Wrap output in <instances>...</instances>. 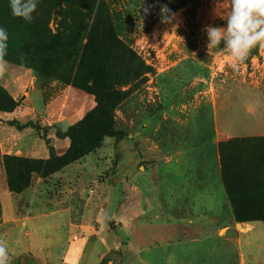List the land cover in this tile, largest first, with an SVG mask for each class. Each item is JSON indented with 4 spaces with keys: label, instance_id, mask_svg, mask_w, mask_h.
Returning <instances> with one entry per match:
<instances>
[{
    "label": "rangeland",
    "instance_id": "374dc122",
    "mask_svg": "<svg viewBox=\"0 0 264 264\" xmlns=\"http://www.w3.org/2000/svg\"><path fill=\"white\" fill-rule=\"evenodd\" d=\"M89 1L99 5L100 16L114 25L124 18L126 6L132 0ZM135 1L131 23L123 26L120 37L151 70L117 88L122 93L114 114L125 136L106 137L100 148L77 160L85 161L81 173L74 181L64 182L62 188L73 189L77 182L84 181L83 187L71 195L75 204L78 197L89 200L96 181L122 186L129 158L124 144L135 145L136 156L142 161L156 156L154 144L158 145L160 154L168 155L182 145H196L205 140L215 145L239 136L252 139L227 147L228 161L239 174L246 173L260 183V191L264 193V45L252 48L243 62L234 60L223 41L220 46L208 47L206 28H226L231 0ZM65 7L63 1L40 0L33 21L26 23L12 16L9 0H0V26L6 28L9 36L4 61L13 67H34L31 70L46 98L69 101L83 92L95 103L93 94L75 86L77 80L56 67L64 60L77 63L76 57L79 59L85 51L88 25L95 20L89 13L82 19L63 12ZM204 130L210 131V135L205 136ZM91 160L98 163L95 172L88 166ZM65 175L70 177L67 172ZM1 199L9 216L6 195ZM47 210H43L45 215H38L39 210L34 213V219L25 229L32 233V243L40 254L46 253L51 241L48 237L53 235L48 230L52 216ZM119 212L116 209L105 217V230L114 234L117 246L110 245L111 256L104 258L102 264H133V249L139 247L135 245L138 227L133 228L119 218ZM13 234L12 226L0 229V240L7 242L9 264H63L45 262L40 255H13L8 245Z\"/></svg>",
    "mask_w": 264,
    "mask_h": 264
},
{
    "label": "crops",
    "instance_id": "0c3cea01",
    "mask_svg": "<svg viewBox=\"0 0 264 264\" xmlns=\"http://www.w3.org/2000/svg\"><path fill=\"white\" fill-rule=\"evenodd\" d=\"M0 88L17 102L13 111L0 112V229L12 226L15 234L8 245L13 255H40L45 262L63 264H101L111 256L110 245L117 246L114 234L105 230V217L119 209V218L138 227L133 264H264V221L236 222L233 218L222 179L219 141L182 145L168 155L160 154L154 144L156 156L142 161L135 145L124 144L129 158L123 185L96 181L90 202L79 197L75 204L71 201L84 181L73 189L62 188L81 173L85 161H75L47 178L35 175L23 192H9L1 156L47 158L48 141L55 153L62 154L69 139L57 137L56 132H64L95 103L83 92L69 101L46 98L31 69L9 64L0 68ZM210 133L203 131L205 136ZM88 166L99 168L95 160ZM41 207L52 216L48 230L53 235L48 237L45 254L39 253L32 233L25 230L34 213L39 210L38 215H45Z\"/></svg>",
    "mask_w": 264,
    "mask_h": 264
},
{
    "label": "trees",
    "instance_id": "16d2710c",
    "mask_svg": "<svg viewBox=\"0 0 264 264\" xmlns=\"http://www.w3.org/2000/svg\"><path fill=\"white\" fill-rule=\"evenodd\" d=\"M59 1L66 4L63 12L67 11L82 19L87 13L94 15L95 20L88 25L89 33L84 45L86 55L84 51L79 59L76 57L77 63L64 60L59 61L56 67L67 71L72 79L77 80L75 86L93 94L96 105L64 132H56L57 137L69 139V146L62 154L55 153L53 146L49 144L50 155L47 158L13 154L1 156L6 187L15 194L28 188L33 176L47 178L100 148L106 137H124L125 130L118 126L114 114L122 93L117 88L151 70L120 37L125 28L123 26L131 23L132 14L136 10L135 0L126 6L124 18L114 25L106 17L100 16L101 7L89 0H57ZM31 69L35 70L34 67ZM16 105V101L0 90V112H11ZM250 139L252 137L233 136L218 142L223 184L237 222L264 221V193L260 191V183L253 181L246 173L239 174L235 171L226 153L227 147Z\"/></svg>",
    "mask_w": 264,
    "mask_h": 264
},
{
    "label": "clouds",
    "instance_id": "9594fccd",
    "mask_svg": "<svg viewBox=\"0 0 264 264\" xmlns=\"http://www.w3.org/2000/svg\"><path fill=\"white\" fill-rule=\"evenodd\" d=\"M39 3L40 0H9V7L13 17L31 23ZM206 32L208 47L220 46L223 41L234 60L243 62L252 48L264 45V0H231L226 28L208 26ZM8 39L6 28L0 26V68L6 63ZM0 264H9V250L3 240H0Z\"/></svg>",
    "mask_w": 264,
    "mask_h": 264
}]
</instances>
